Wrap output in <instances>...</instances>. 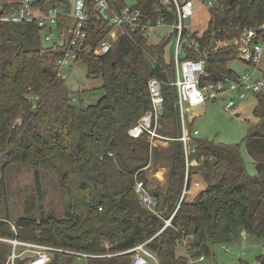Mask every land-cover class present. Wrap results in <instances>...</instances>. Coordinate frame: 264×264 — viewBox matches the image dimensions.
Returning <instances> with one entry per match:
<instances>
[{"label":"trees","instance_id":"16d2710c","mask_svg":"<svg viewBox=\"0 0 264 264\" xmlns=\"http://www.w3.org/2000/svg\"><path fill=\"white\" fill-rule=\"evenodd\" d=\"M46 1L69 4L68 0ZM220 4L210 12L206 36L214 32L231 41L245 27L264 21V0H221ZM43 40V30L36 24H0V148L7 164L36 167L48 162L58 170L59 183L70 199L68 216L48 215L39 223L31 217L19 218L18 234L0 219V236L94 255L126 251L151 239L146 245L161 264H189L186 256L176 252V242L183 236L190 237L193 255L197 251L210 255L212 246L234 243L243 232L264 243V93L256 95L258 121L243 140L257 174L248 173L240 144L196 138L197 156H207L202 172L189 174L192 192L176 209L173 226L158 233L164 220L141 203L135 176L148 186L146 169L153 161L156 164L166 158L165 189L151 192L158 197L163 216L169 218L186 182L182 144L172 140L168 147L156 146L151 153L147 135L134 139L128 130L152 107L147 84L156 77L163 85L165 101L161 132L173 137L182 133L177 86L172 84L176 78L174 53L173 48L167 50L172 37H161L158 44L150 45L149 38L142 35L121 36L104 56L89 53L79 58L91 75L103 80L104 95L88 106L73 102L54 65L47 69L46 58L55 61L58 53L53 46H44ZM234 52L233 48L211 51L205 67L208 75L201 83L237 76L229 67ZM195 57L196 53L188 51L182 59ZM28 93L37 98L31 99ZM197 180L203 188L194 187ZM35 182L41 194L39 168ZM103 241L111 244L110 249ZM10 251V245L0 241V264ZM77 257L54 253L47 264H73L72 258ZM257 257L264 264V255ZM84 259L88 264H130L128 255ZM240 264L248 262L240 259Z\"/></svg>","mask_w":264,"mask_h":264},{"label":"built area","instance_id":"2783aa9c","mask_svg":"<svg viewBox=\"0 0 264 264\" xmlns=\"http://www.w3.org/2000/svg\"><path fill=\"white\" fill-rule=\"evenodd\" d=\"M146 5L138 0L132 4L124 0H73L71 4L49 3L46 0H0V24L33 23L43 30V38L50 42L57 54L54 61V72L57 78L65 79L67 69L85 54L92 53L104 56L121 36L142 35L149 38L159 29H166L167 33L158 32L161 37L175 36L173 53L176 78L172 82L177 86L176 107L180 118L181 135L169 136L161 132L162 116L165 108L163 85L154 77L148 81V93L152 107L145 111L128 134L139 139L147 135L150 152L156 146H167L172 140L182 144L185 164V186L181 198L173 214L167 218L159 207L156 197L146 182L135 176V191L141 203L152 213L164 220L162 230L172 225L176 209L188 194L192 192L189 186V174L201 173L206 155L197 156L196 138L199 132L193 129L195 116L193 108L202 107L209 101H222L228 111L235 110L240 102L251 95L264 93V76H258L259 63L264 56V21L261 24L245 27L237 37L231 41L216 36L214 32L206 36L209 19L199 30L193 29L192 17L200 5L206 6L210 12L222 6L221 0H144ZM223 8V7H221ZM220 31V30H219ZM98 33H103L100 38ZM229 48L235 51L232 58L237 57L249 68L238 73L237 76L225 75L215 82L202 84V78L207 77L206 64L210 52ZM188 51L196 53L195 58H183ZM195 188H203L204 184L197 180ZM15 231V223H11ZM158 235V234H157ZM242 236H246L243 232ZM151 239L142 242L126 251L104 254H90L59 248L50 244L22 240L18 237L8 238L0 236V241L8 243L11 251L4 264H17L24 260V264H47L54 253L81 256L83 258L124 256L130 257V264H161L157 255L146 245ZM190 237L183 236L176 242L186 248L189 264H209L207 254L193 255L190 249ZM106 249L110 243L102 242ZM228 248L226 247V250Z\"/></svg>","mask_w":264,"mask_h":264},{"label":"rangeland","instance_id":"374dc122","mask_svg":"<svg viewBox=\"0 0 264 264\" xmlns=\"http://www.w3.org/2000/svg\"><path fill=\"white\" fill-rule=\"evenodd\" d=\"M15 1V0H13ZM73 0H68L69 4ZM132 4L133 0H124ZM216 1V0H215ZM61 3V1L57 2ZM217 3V1H216ZM210 18V10L200 5L192 17L193 29L199 30L200 27L206 24V20ZM158 32L167 33L166 29H159L149 36L148 43L158 44L161 36ZM176 37L172 36V41L168 52L174 47ZM44 46H50V42L43 40ZM173 51V50H172ZM170 55V53L167 54ZM54 60L46 58L45 65L48 70L53 69ZM258 76H264V56L259 63ZM229 67L241 73L248 66L240 61L237 57L232 58L229 62ZM54 70V69H53ZM66 88H68L73 102H77L83 106H88L91 103H96L103 95L102 89L103 80L100 76L91 75L88 66L84 60L80 59L74 62L67 69V76L64 79ZM29 97L37 98L35 94L28 93ZM259 104V99L256 95L249 96L248 99L240 102V105L233 111H228L224 107L222 101L210 103L209 109L202 116L195 117L196 121L193 129L197 130L200 135L197 138H205L214 141L216 144H240L244 162H246L248 173L251 175L257 174V168L252 157H250L247 147L244 144L245 137L249 134L250 128L255 125L258 118L254 114V110ZM196 113V111H194ZM163 127V122H162ZM161 127V129H162ZM168 147V145H167ZM150 169H146L147 181H149V189L156 191L165 189L167 184V173L169 171V163L166 158H160L158 163L151 164ZM40 170V182L42 184L41 194L38 192L35 182V171ZM166 172L162 174L161 169ZM60 173L48 162L37 165L6 163V153L0 148V219L8 223L11 232L18 234L20 228L17 225L19 218H35L38 223L42 217L53 215L57 218L67 217L68 204L70 199L66 190L59 183ZM161 177V180L159 177ZM11 223H15V231ZM41 230L35 232L39 235ZM234 243L216 244L212 246V252L207 256L209 264H240V259L246 260L248 264H260L258 255H264V243L256 236L241 235ZM3 242V241H2ZM226 247L228 248L226 250ZM177 255L186 256L187 251L183 245L177 246ZM66 257V256H65ZM73 264H88L83 257L72 258Z\"/></svg>","mask_w":264,"mask_h":264},{"label":"crops","instance_id":"0c3cea01","mask_svg":"<svg viewBox=\"0 0 264 264\" xmlns=\"http://www.w3.org/2000/svg\"><path fill=\"white\" fill-rule=\"evenodd\" d=\"M258 75V74H257ZM261 77V76H260ZM218 102V101H217ZM216 101H209L206 105H203L202 107H197V108H193L192 109V113H193V115L197 118V117H199V116H202V115H204L203 113L204 112H206L205 114H207V111H208V109H209V104L210 103H217ZM194 111H196V113L194 112ZM196 118H195V120H194V122H193V125H194V123H195V121H196ZM199 135H200V133H199ZM150 165V164H149ZM151 166L152 165H150L149 167H148V169H150L151 168ZM166 170V168H164V170H160L159 172H162V174L164 173V172H166L165 171ZM159 177V176H158ZM159 179L161 180V177H159ZM153 192V191H152Z\"/></svg>","mask_w":264,"mask_h":264},{"label":"water","instance_id":"95a60500","mask_svg":"<svg viewBox=\"0 0 264 264\" xmlns=\"http://www.w3.org/2000/svg\"><path fill=\"white\" fill-rule=\"evenodd\" d=\"M233 1L234 0H229V2H233ZM196 254L199 255L200 254V251H197Z\"/></svg>","mask_w":264,"mask_h":264}]
</instances>
